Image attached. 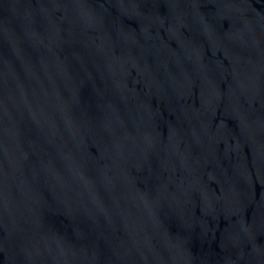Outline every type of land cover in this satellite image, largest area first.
<instances>
[{
	"label": "water",
	"instance_id": "95a60500",
	"mask_svg": "<svg viewBox=\"0 0 264 264\" xmlns=\"http://www.w3.org/2000/svg\"><path fill=\"white\" fill-rule=\"evenodd\" d=\"M0 264H264V0H0Z\"/></svg>",
	"mask_w": 264,
	"mask_h": 264
}]
</instances>
